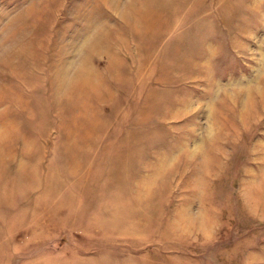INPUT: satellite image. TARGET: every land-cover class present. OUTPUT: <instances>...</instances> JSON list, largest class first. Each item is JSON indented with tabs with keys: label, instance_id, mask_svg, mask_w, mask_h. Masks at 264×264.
<instances>
[{
	"label": "rangeland",
	"instance_id": "obj_1",
	"mask_svg": "<svg viewBox=\"0 0 264 264\" xmlns=\"http://www.w3.org/2000/svg\"><path fill=\"white\" fill-rule=\"evenodd\" d=\"M0 264H264V0H0Z\"/></svg>",
	"mask_w": 264,
	"mask_h": 264
}]
</instances>
